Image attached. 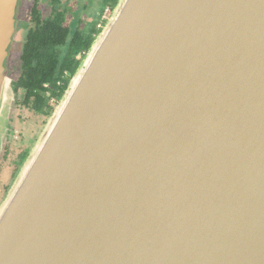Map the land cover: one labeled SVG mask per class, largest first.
I'll use <instances>...</instances> for the list:
<instances>
[{"label": "water", "instance_id": "water-1", "mask_svg": "<svg viewBox=\"0 0 264 264\" xmlns=\"http://www.w3.org/2000/svg\"><path fill=\"white\" fill-rule=\"evenodd\" d=\"M0 264H264V0H118L0 206Z\"/></svg>", "mask_w": 264, "mask_h": 264}, {"label": "flooded vegetation", "instance_id": "flooded-vegetation-1", "mask_svg": "<svg viewBox=\"0 0 264 264\" xmlns=\"http://www.w3.org/2000/svg\"><path fill=\"white\" fill-rule=\"evenodd\" d=\"M116 0H19L16 13V31L9 48L6 61V76L11 80L14 93H23L22 105L32 111L37 117H47L46 107L36 109L33 100L25 103V90L18 87V79L22 75V58L27 46V39L32 33L40 35L41 42H48L53 46L51 50L54 66L56 87L63 89L68 86L73 73L62 65L72 66L73 62H80L89 50L96 36L110 19ZM22 36V37H21ZM89 48H88V47ZM18 60L19 74L12 78V72L7 67L8 61ZM42 87L51 90L50 84ZM58 98L49 99V106L53 107ZM48 118V117H47ZM9 126V125H8ZM9 134L7 128L6 137ZM28 150H23L18 156L22 161ZM5 149H3V154ZM16 169V168H15Z\"/></svg>", "mask_w": 264, "mask_h": 264}, {"label": "rangeland", "instance_id": "rangeland-1", "mask_svg": "<svg viewBox=\"0 0 264 264\" xmlns=\"http://www.w3.org/2000/svg\"><path fill=\"white\" fill-rule=\"evenodd\" d=\"M13 60L14 63L8 61L7 67L12 72V78L16 79L19 74V65L16 56ZM22 101L23 93L19 92L17 95L14 93L9 102L8 118L0 150V206L21 166L22 161L18 160V155L23 150L29 151L33 147L48 119L47 117H37L22 105ZM7 128L9 134L6 137ZM3 149H5L4 154Z\"/></svg>", "mask_w": 264, "mask_h": 264}, {"label": "trees", "instance_id": "trees-1", "mask_svg": "<svg viewBox=\"0 0 264 264\" xmlns=\"http://www.w3.org/2000/svg\"><path fill=\"white\" fill-rule=\"evenodd\" d=\"M117 2L118 0H116L114 8ZM37 33H32L27 39V46L22 58V75L18 79L17 85L25 90V103L29 104L33 100L32 102L36 109L46 107V114L49 117L54 108V106H49V99L58 98L59 100L67 85L65 84L62 91L57 89L56 81L60 78H56L54 74V66L57 63L52 61L53 58L51 56V50L54 45L49 42L44 45L41 42L40 35ZM88 46L91 47L90 45ZM80 63L81 61L73 62L72 66H62L65 69H69L73 76ZM44 83L50 84L51 90L44 89L42 87Z\"/></svg>", "mask_w": 264, "mask_h": 264}]
</instances>
